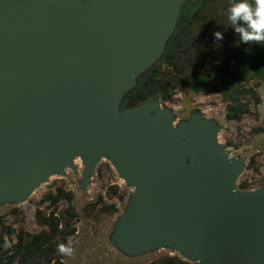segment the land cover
<instances>
[{
	"label": "water",
	"instance_id": "1",
	"mask_svg": "<svg viewBox=\"0 0 264 264\" xmlns=\"http://www.w3.org/2000/svg\"><path fill=\"white\" fill-rule=\"evenodd\" d=\"M191 0H0V207L52 177L91 185L107 160L128 205L111 242L126 257L170 250L193 264H264V187L238 190L246 158L200 110L123 108L160 62Z\"/></svg>",
	"mask_w": 264,
	"mask_h": 264
},
{
	"label": "rangeland",
	"instance_id": "2",
	"mask_svg": "<svg viewBox=\"0 0 264 264\" xmlns=\"http://www.w3.org/2000/svg\"><path fill=\"white\" fill-rule=\"evenodd\" d=\"M245 86L247 91L256 92V99L251 93L244 95L247 108L237 119L229 118L227 104L218 91L204 94L179 87L166 97L153 99L163 108L172 109L177 122L188 120L195 110H200L206 119L217 121L222 127L219 142L227 147L231 158L247 159L238 190L255 191L264 187V78H254ZM76 166L78 175L67 170L65 177H52L24 204L0 207V246L4 251L12 249L21 232L31 236L49 232L50 228L42 225L40 218L54 215L60 221V230H66L69 224L70 231H75L70 238L73 255H60L61 264H151L166 258L188 262L166 249L141 258L124 256L111 242V235L128 205L132 189L111 163L103 160L91 185L84 190L80 184L82 161L78 160ZM52 264H57V260Z\"/></svg>",
	"mask_w": 264,
	"mask_h": 264
},
{
	"label": "trees",
	"instance_id": "3",
	"mask_svg": "<svg viewBox=\"0 0 264 264\" xmlns=\"http://www.w3.org/2000/svg\"><path fill=\"white\" fill-rule=\"evenodd\" d=\"M240 0H191L183 11L179 28L158 64L143 75L137 88L129 93L123 108L134 107L153 98L166 97L179 87L195 93L218 91L227 104L230 119L242 117L247 104L246 83L264 78V43H243L227 19L228 8ZM250 4L254 0H248ZM245 26L246 25H242ZM215 32L223 34L217 40ZM251 98V97H250ZM49 232L31 236L21 232L18 242L8 251L0 246V264H52L62 258L57 245L68 242L75 234L60 230V221L52 215L40 218ZM151 264H193L176 258H166Z\"/></svg>",
	"mask_w": 264,
	"mask_h": 264
},
{
	"label": "clouds",
	"instance_id": "4",
	"mask_svg": "<svg viewBox=\"0 0 264 264\" xmlns=\"http://www.w3.org/2000/svg\"><path fill=\"white\" fill-rule=\"evenodd\" d=\"M227 12L228 21L243 43H264V0H254L253 4L248 0H240L233 3ZM214 36L217 40L223 39L221 32H215ZM71 243L69 239L67 245L64 243L57 245V252L62 256H72L74 249Z\"/></svg>",
	"mask_w": 264,
	"mask_h": 264
}]
</instances>
